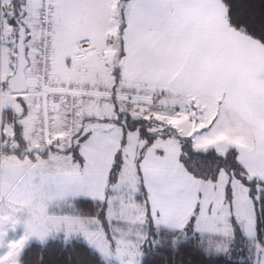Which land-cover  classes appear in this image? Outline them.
I'll return each mask as SVG.
<instances>
[{
    "label": "snow or ice",
    "instance_id": "snow-or-ice-1",
    "mask_svg": "<svg viewBox=\"0 0 264 264\" xmlns=\"http://www.w3.org/2000/svg\"><path fill=\"white\" fill-rule=\"evenodd\" d=\"M0 264H264V0H0Z\"/></svg>",
    "mask_w": 264,
    "mask_h": 264
}]
</instances>
